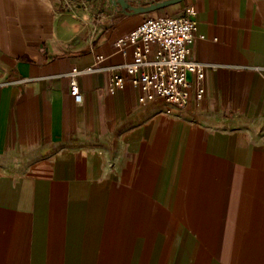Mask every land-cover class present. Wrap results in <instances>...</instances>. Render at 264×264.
<instances>
[{
  "label": "crops",
  "instance_id": "obj_1",
  "mask_svg": "<svg viewBox=\"0 0 264 264\" xmlns=\"http://www.w3.org/2000/svg\"><path fill=\"white\" fill-rule=\"evenodd\" d=\"M183 16L203 99L140 103L114 42ZM0 264H264V0H0Z\"/></svg>",
  "mask_w": 264,
  "mask_h": 264
},
{
  "label": "built area",
  "instance_id": "obj_2",
  "mask_svg": "<svg viewBox=\"0 0 264 264\" xmlns=\"http://www.w3.org/2000/svg\"><path fill=\"white\" fill-rule=\"evenodd\" d=\"M196 28V22L190 16L149 17L114 42V49L124 56L133 47L132 61L123 64L122 68L132 87L141 92L140 103L160 98L172 106L185 108L191 90L195 103L203 99L205 68L188 59ZM100 60L98 57V62ZM97 63L69 72V95L74 102L82 101L77 76L94 71ZM189 75L193 76V81L188 79ZM122 86L123 77L114 75L108 89L112 92Z\"/></svg>",
  "mask_w": 264,
  "mask_h": 264
},
{
  "label": "water",
  "instance_id": "obj_3",
  "mask_svg": "<svg viewBox=\"0 0 264 264\" xmlns=\"http://www.w3.org/2000/svg\"><path fill=\"white\" fill-rule=\"evenodd\" d=\"M115 9H119L125 15L149 13L180 3L184 0H163L160 2H152L146 6H134V0H105Z\"/></svg>",
  "mask_w": 264,
  "mask_h": 264
}]
</instances>
